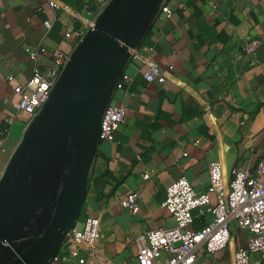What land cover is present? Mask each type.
I'll return each mask as SVG.
<instances>
[{
  "label": "crops",
  "instance_id": "obj_1",
  "mask_svg": "<svg viewBox=\"0 0 264 264\" xmlns=\"http://www.w3.org/2000/svg\"><path fill=\"white\" fill-rule=\"evenodd\" d=\"M110 1L0 0V184L34 121L28 123L14 107L19 98L14 86L25 84L36 64L50 68L54 51L71 57ZM245 37L261 40L253 61L234 56ZM130 43L158 64L166 81H145L144 66L119 45L117 77L128 79L122 89L112 85L108 104L124 106L126 119L112 141H99L87 172L74 226L96 216L99 238L96 254L85 264H139L135 238L174 225L162 205L168 186L184 177L202 193L209 186L210 162H220L228 183L234 167L251 171L264 155V0H154ZM53 90L42 111L51 106ZM61 134L46 157L18 175L6 197L13 205L0 195L5 219L0 264H12L32 246L52 221L54 207L57 211L80 144L77 131L62 128ZM145 172L148 179L142 178ZM130 193L137 195L135 213L120 204ZM26 209L30 216L18 225ZM202 225L194 221L191 228ZM11 235L15 238L3 243ZM247 237L232 230L225 249L212 255L199 251L194 264H234V252ZM248 264L261 263L252 254Z\"/></svg>",
  "mask_w": 264,
  "mask_h": 264
},
{
  "label": "built area",
  "instance_id": "obj_2",
  "mask_svg": "<svg viewBox=\"0 0 264 264\" xmlns=\"http://www.w3.org/2000/svg\"><path fill=\"white\" fill-rule=\"evenodd\" d=\"M163 11L170 13L167 7H163ZM44 25L49 28L50 22ZM75 35L80 37L77 32ZM65 36L70 37L71 33L68 31ZM260 45L259 38L245 37L234 49V56L253 61ZM129 53L131 60L144 66L145 81H166V75L149 56L140 53L138 48H130ZM36 55L37 52L31 54L32 58ZM52 56L50 68L42 69L36 64L29 80L14 86L19 96L14 107L24 114L28 123L40 112L69 60L68 55L58 50ZM127 79L126 75L120 76L114 84L115 89H122ZM125 119L124 106L107 104L101 118L99 141H112ZM208 173L209 186L205 192H196L184 177L167 187L162 205L174 219V225L150 230L135 238L133 243L139 264H194L199 251L212 255L225 249L235 229L247 233L248 237L245 246L235 250L234 264H248L252 254L264 264V155L251 171L234 167L228 183L223 179L219 161L209 163ZM142 178L148 179L149 173L145 172ZM120 204L132 213L139 208L134 193L122 198ZM194 221H202L203 225L192 229ZM98 238V217L86 216L80 228L73 225L65 234L61 246L46 264H85L88 256L96 254Z\"/></svg>",
  "mask_w": 264,
  "mask_h": 264
},
{
  "label": "water",
  "instance_id": "obj_3",
  "mask_svg": "<svg viewBox=\"0 0 264 264\" xmlns=\"http://www.w3.org/2000/svg\"><path fill=\"white\" fill-rule=\"evenodd\" d=\"M153 2L111 0L83 37L75 53L69 57L52 88L51 106L43 111L40 109L29 126L1 180L0 195L7 205L11 203L6 200L7 194L12 193L18 175L26 166L33 169L40 158L53 150L57 137H62V128L77 131L80 144L54 218L36 242L12 264H46L61 246L65 234L73 227L85 193L87 172L99 143L101 118L108 104L111 87L119 78L117 72L122 63L120 46L122 44L129 55V49L136 48L130 41L143 27L145 13ZM51 94L52 91L46 102L50 100ZM63 165L68 164L66 162ZM14 211L6 213V216L10 218ZM29 213L27 209L22 212L18 225L28 219ZM2 220L5 222L4 218L0 222ZM14 238L13 235L4 236L2 241L10 243Z\"/></svg>",
  "mask_w": 264,
  "mask_h": 264
},
{
  "label": "rangeland",
  "instance_id": "obj_4",
  "mask_svg": "<svg viewBox=\"0 0 264 264\" xmlns=\"http://www.w3.org/2000/svg\"><path fill=\"white\" fill-rule=\"evenodd\" d=\"M66 185V184H65ZM55 207H54V209H53V212L52 213H50V221L52 220V218H54V216H55Z\"/></svg>",
  "mask_w": 264,
  "mask_h": 264
},
{
  "label": "flooded vegetation",
  "instance_id": "obj_5",
  "mask_svg": "<svg viewBox=\"0 0 264 264\" xmlns=\"http://www.w3.org/2000/svg\"><path fill=\"white\" fill-rule=\"evenodd\" d=\"M18 219H19V220H18V223H17V224H19V223L21 222L22 216L19 217Z\"/></svg>",
  "mask_w": 264,
  "mask_h": 264
}]
</instances>
